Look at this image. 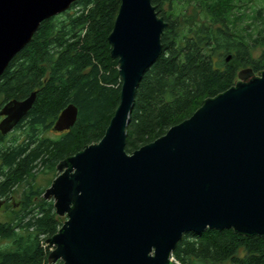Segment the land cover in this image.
<instances>
[{
  "label": "water",
  "instance_id": "95a60500",
  "mask_svg": "<svg viewBox=\"0 0 264 264\" xmlns=\"http://www.w3.org/2000/svg\"><path fill=\"white\" fill-rule=\"evenodd\" d=\"M77 1L0 0V77L44 21ZM168 26L152 0H121L108 38L119 62L120 104L102 140L62 160L45 191L62 220L47 240L50 263L174 264L183 235L207 229L264 238V71L242 69L233 87L190 118L126 152L136 91L163 53ZM36 99L33 92L5 104L0 132L14 131ZM78 115L68 105L53 131H70Z\"/></svg>",
  "mask_w": 264,
  "mask_h": 264
},
{
  "label": "trees",
  "instance_id": "16d2710c",
  "mask_svg": "<svg viewBox=\"0 0 264 264\" xmlns=\"http://www.w3.org/2000/svg\"><path fill=\"white\" fill-rule=\"evenodd\" d=\"M248 2L152 0L169 26L162 35V55L136 91L127 127L128 154L190 118L204 100L233 87L242 69L264 71V17L258 11L250 18ZM120 6L121 0H78L67 12L44 21L0 77V109L37 92L14 134L0 132V201H12L26 183L15 222H0V264H53L46 243L62 220L54 203L26 177L39 160L55 169L104 137L121 96L119 62L112 58L108 40ZM189 6L194 7L191 16L186 14ZM256 48L262 53L253 57ZM70 104L79 111L75 126L56 139L46 137ZM173 257L174 264H264V238L234 230L190 232Z\"/></svg>",
  "mask_w": 264,
  "mask_h": 264
},
{
  "label": "rangeland",
  "instance_id": "374dc122",
  "mask_svg": "<svg viewBox=\"0 0 264 264\" xmlns=\"http://www.w3.org/2000/svg\"><path fill=\"white\" fill-rule=\"evenodd\" d=\"M245 6H247L246 7L247 8V14H248V16H250V18L254 17V15H256L258 11H259L258 13H262L261 16L264 17V0H250V2L246 3ZM193 11H194V7L189 6L188 11L186 13L187 16L193 15ZM262 19H264V18H262ZM247 23H250L251 25L254 24V23H251V20L248 21ZM184 28H185V19L182 20V29H184ZM251 28L253 29V31H256L254 26ZM261 53H262V48H256L253 50L252 56L258 57ZM256 75H258V74H256ZM1 99H0V102L2 101ZM129 120H130V116H129ZM13 134H14V131H12L10 133L11 136ZM16 134H17L16 136H21V133L20 134L16 133ZM60 134L61 133L54 132L52 130H48L47 132L44 133V135L50 139H56L60 136ZM43 161H44V159L42 161L39 160L36 163L34 170L32 171V173L30 175H28L26 177V180H28V181L34 180V187L42 189L43 193L45 194V191L51 187L53 181L57 178L58 170H57V167L55 169H51L50 165L48 163H47V165H44ZM19 188L20 189H19L18 193L14 192V194H13L14 197H13L12 201H8V202H3V201L1 202L0 201V222H2V223H14L15 222V215L17 213H19L18 207H19V201L21 199L20 193L23 191V189L26 188V183H23ZM47 201H52L54 203V199H50ZM46 246H49V245L46 243ZM53 249L54 248L51 247L52 251H53Z\"/></svg>",
  "mask_w": 264,
  "mask_h": 264
},
{
  "label": "flooded vegetation",
  "instance_id": "af4514ba",
  "mask_svg": "<svg viewBox=\"0 0 264 264\" xmlns=\"http://www.w3.org/2000/svg\"><path fill=\"white\" fill-rule=\"evenodd\" d=\"M5 104H7V103H5ZM5 104H4V105H5ZM4 105L1 107V109L4 107ZM1 109H0V110H1ZM3 119H4V117H0V122H1ZM14 130H15V129H14ZM3 202H8V201H7V200H4Z\"/></svg>",
  "mask_w": 264,
  "mask_h": 264
}]
</instances>
